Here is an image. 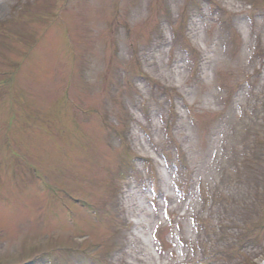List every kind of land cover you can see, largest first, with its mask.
Wrapping results in <instances>:
<instances>
[{
  "label": "rangeland",
  "instance_id": "obj_1",
  "mask_svg": "<svg viewBox=\"0 0 264 264\" xmlns=\"http://www.w3.org/2000/svg\"><path fill=\"white\" fill-rule=\"evenodd\" d=\"M262 259L264 0H0V264Z\"/></svg>",
  "mask_w": 264,
  "mask_h": 264
},
{
  "label": "bare ground",
  "instance_id": "obj_2",
  "mask_svg": "<svg viewBox=\"0 0 264 264\" xmlns=\"http://www.w3.org/2000/svg\"><path fill=\"white\" fill-rule=\"evenodd\" d=\"M259 264H264V259H262Z\"/></svg>",
  "mask_w": 264,
  "mask_h": 264
}]
</instances>
